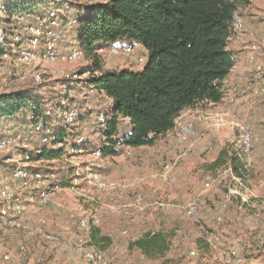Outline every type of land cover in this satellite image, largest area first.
Instances as JSON below:
<instances>
[{
    "label": "rangeland",
    "instance_id": "1",
    "mask_svg": "<svg viewBox=\"0 0 264 264\" xmlns=\"http://www.w3.org/2000/svg\"><path fill=\"white\" fill-rule=\"evenodd\" d=\"M57 1L106 4L104 0ZM252 1L257 13L254 15L251 10L248 13L261 17L257 20V31L262 34L253 38L257 45L253 50L258 52L254 61L257 65L254 64V71L248 76L228 77L227 89L232 92L222 102L201 103L181 113L185 114L183 119L193 118L196 124V132L188 143L169 142L165 135L153 145L127 148L121 156L106 158L95 154L94 148H82L77 140L75 144L68 143L62 157L39 159L35 151L43 147L42 134L33 124L13 128L4 124L0 139L11 135L16 140L13 138L12 149L0 152V190L5 183H11L17 193L24 191L26 204L21 217L33 226L35 233L12 227L0 216V264H93L90 255L98 250L105 254L109 264H264V47L260 44L264 39V0ZM74 13L71 5L65 4L54 26H39L38 19L43 17L13 18L16 22L12 27L6 19H1L8 40L19 28L25 39L12 46L8 60L1 58L0 51V94L37 87L49 99L50 106L59 103L68 110L66 114H83L79 129L87 139H96L99 144L101 133L97 117L106 112L111 102L89 86L90 73L86 69L90 59L75 48V37L55 41L54 58L45 55L47 40L44 38L40 45L32 48L34 55L30 64L24 65L18 60L20 48L29 47L30 33L25 31V26L37 25L43 31L53 28L67 37L74 24ZM253 19L255 22L256 18ZM99 53L105 59V69L109 70L136 68L135 65L143 69L148 60L145 54L146 61L139 64L134 55L139 54L137 49L134 56L107 49ZM60 109L54 119L62 115ZM246 123H252L258 135L256 162L252 167L245 165L238 141L239 125ZM225 146L240 158L237 164L242 163L243 178L236 176L241 183L231 176L230 169L235 171V165L214 173L205 169ZM166 165L170 166L168 172ZM17 166L56 174L61 186L54 191L48 205L38 204L35 189L21 190L18 181H13L12 172ZM124 166H128V170L119 173ZM110 167L116 168L115 173ZM90 170L125 185L124 196L111 201L105 191L84 179ZM117 173L123 180L113 177ZM230 187H237L241 192L247 188L249 193L243 195L248 194V202L239 194L231 195ZM137 194L144 198V209L127 217L122 206L130 204ZM194 196L199 208L196 215L189 216L186 206ZM56 209L60 211V219ZM94 214L101 220L99 225L89 222L88 228L82 227L81 219L90 221ZM38 228L45 232L60 231L63 236L54 243H47ZM94 228L99 229V236L112 239L108 248L102 250L103 242L99 244L92 239ZM151 234H159L160 238L150 242L144 250L136 245Z\"/></svg>",
    "mask_w": 264,
    "mask_h": 264
},
{
    "label": "trees",
    "instance_id": "2",
    "mask_svg": "<svg viewBox=\"0 0 264 264\" xmlns=\"http://www.w3.org/2000/svg\"><path fill=\"white\" fill-rule=\"evenodd\" d=\"M4 3L8 9L5 21L10 27L16 22L13 18L45 17L50 9L60 11L64 6L57 0ZM249 3L250 0H110L96 7L68 1L75 10L76 23L71 24L67 37L57 33L56 41L75 37V48L90 59L86 69L90 73L89 86L111 102L105 112L106 121L102 123L97 117L99 144L96 139H87L79 129L83 114L69 121L68 110L59 103L50 106L49 99L37 87L0 94L1 131L4 124L13 128L30 123L35 130L39 127L36 131L41 134L51 128L54 139L35 151L39 159L62 157L68 143L75 144L81 137L82 148L100 149L106 158L121 156L127 148L153 145L174 128L184 110L205 102H222L232 92L226 85L237 63L230 48L236 36L232 19L240 7ZM129 41L148 50L145 67L105 69L99 50ZM59 109L62 115L54 119ZM239 159L225 146L205 169L214 173L235 165V175L243 178ZM99 234V229H92V239L103 242L104 250L112 239ZM158 238L159 234H151L136 245L144 250Z\"/></svg>",
    "mask_w": 264,
    "mask_h": 264
},
{
    "label": "built area",
    "instance_id": "3",
    "mask_svg": "<svg viewBox=\"0 0 264 264\" xmlns=\"http://www.w3.org/2000/svg\"><path fill=\"white\" fill-rule=\"evenodd\" d=\"M110 0H104L105 3L109 2ZM60 3V1H59ZM103 2H98L97 4H101ZM67 4L68 1L64 3ZM93 6H96L95 4ZM99 6V5H98ZM97 7V6H96ZM59 9L53 8L48 11V14L43 17L39 18V26H44L50 24L51 26L56 25L55 18ZM8 14V9L6 3L3 0H0V51H1V58L3 60H8L11 58V49L12 46L16 45L19 42H22L24 38V34L22 30L19 28L13 34L9 36L8 40V33L7 30L3 27L1 19H6ZM76 20H74V24ZM245 18L241 11L237 10L234 13L232 19V31L235 35H239L245 30ZM51 28V27H50ZM25 31L30 33V37L27 38V42L29 47L28 48H20L18 60L21 64L28 65L31 63L33 58V49L36 46L40 45L42 39H46L45 43V55L49 58H54L56 48H55V41L57 40V33L56 31L51 28L43 31L37 25H27L25 26ZM44 34V35H42ZM262 47H264V39L260 43ZM11 47V48H10ZM254 49H257V45L253 46ZM261 48V45L258 46ZM109 50L110 52H121L126 56H136V61L141 64L146 61V55L148 54V50L141 44H138L135 41H129L123 45H112L110 47L104 48L99 50V52H104L105 50ZM137 49L139 54L133 55L134 50ZM75 50V49H74ZM77 51V50H75ZM77 55V54H76ZM259 66V65H258ZM260 68V66H259ZM25 78L26 76L23 75ZM184 113L181 114L175 123L174 128L167 133L168 141L172 143H177L179 145L188 143L190 138L196 132V124L193 118H185ZM75 115L66 114V118L69 121H72ZM100 122L104 123L106 121V113H101L99 115ZM239 146L241 149V157L246 166L252 167L253 164L256 162V144L258 142V135L255 132L254 126L252 123H246L239 125ZM39 127L36 128V130ZM51 128H47L44 133L41 135L40 143L41 145H46L50 143L54 139L53 132L50 130ZM26 136V135H25ZM9 137V138H8ZM8 137H3L0 139V152L4 150H10L13 148V138L16 140L15 137L8 135ZM83 137L78 139V142H81ZM95 154L102 155L101 150H95ZM169 165H166L165 170L169 171ZM166 172V174H167ZM231 176L234 180L240 182L239 178L234 174L233 169H230ZM13 181H18L17 186L20 187L21 190H27L29 188L35 189V198L40 205H48L53 198L54 191L59 189L61 184L57 181V176L55 173L52 172H43L41 170L32 171L27 166H17L12 172ZM84 179L90 183H92L95 187L100 190L106 192L108 198L111 201H115L118 197H123L126 190L124 189L125 185L119 184L114 181H109L99 172L95 170H90L88 174L83 176ZM164 178L167 179V176L164 175ZM241 183V182H240ZM209 186L210 184L207 183ZM247 192L248 189L245 188ZM229 192L231 195L239 194L242 199L248 202V195L247 192L245 195L241 192L237 187H230ZM32 200V199H31ZM26 199L24 198V191H20V193L16 192V188L12 186L11 183H5L1 190H0V216L1 219L9 224L12 227L25 230L30 234H34L32 228L33 226L28 222L25 221L21 214L25 209ZM198 202L197 198L194 196L192 199L187 203L186 210L189 216H194L197 214L198 211ZM144 209V198L141 194H137L133 201L130 204H125L122 206L123 214L127 217H131L134 212H139ZM16 214V215H15ZM19 215V216H18ZM220 219V217H219ZM100 218L97 215H92L91 220L88 221L86 218L81 219V226L88 228L89 222H92L95 226H98L100 223ZM45 224V221H43ZM44 224L40 225L43 226ZM41 233H43L45 240L47 243H54L62 238V233L60 231L56 232H45L43 229L38 228ZM23 248V247H22ZM194 254V252H193ZM234 254V253H233ZM90 258L93 261V264H109L108 260L106 259L105 254L102 251H94L93 254L90 255ZM241 261V259H238Z\"/></svg>",
    "mask_w": 264,
    "mask_h": 264
},
{
    "label": "crops",
    "instance_id": "4",
    "mask_svg": "<svg viewBox=\"0 0 264 264\" xmlns=\"http://www.w3.org/2000/svg\"><path fill=\"white\" fill-rule=\"evenodd\" d=\"M251 5H252V9H251ZM254 7H255V5H254L253 1L250 0L249 4H246V5L239 8V11H241L244 15L246 24H245V30L242 33H240L239 35H236L230 44V48L235 52V54L237 56V63L234 66V68L232 69L229 76L235 75L236 77H239V78H241L243 76H248V75H250V73H252V71H254V66L257 65V63H254V61H255L256 56L258 55L257 54L258 52L254 53V51H253L254 50L253 46L256 45L253 43V38L254 37L256 38L257 36H261L262 33L257 31V29H259V27H257L258 26L257 20H259L261 17L250 16V14L248 13V11L251 10L250 12L255 15L257 12H255V10H253ZM253 18H256V20H255L256 23L254 22ZM244 43H248V44L245 46ZM254 64H256V65H254ZM135 66H136V68H134V69H139L138 65H135ZM123 68H128V66L123 67ZM261 70H263V69L261 68ZM262 74H264V70L262 71ZM237 112H238V110H237ZM115 167H113V168L110 167V170L112 169V171L114 172V170L116 169ZM127 167L124 166L122 171L121 172L118 171V172L123 174V171L128 170ZM119 173H117L113 177L121 179L119 177ZM121 180H123V179H121ZM56 211H57V209H56ZM56 215H57V218L60 216L59 210L57 211ZM58 219H60V217Z\"/></svg>",
    "mask_w": 264,
    "mask_h": 264
}]
</instances>
